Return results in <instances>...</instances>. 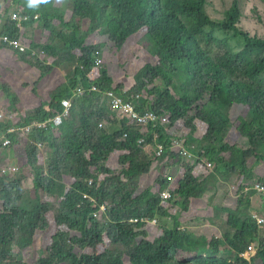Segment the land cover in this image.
Returning <instances> with one entry per match:
<instances>
[{
	"label": "trees",
	"instance_id": "trees-1",
	"mask_svg": "<svg viewBox=\"0 0 264 264\" xmlns=\"http://www.w3.org/2000/svg\"><path fill=\"white\" fill-rule=\"evenodd\" d=\"M65 1L72 6L69 22L64 10L55 13L57 0L4 2L11 3L10 11L30 18L23 28L37 24L49 31L51 41L38 46L47 57L77 58L73 66L76 72L68 77V82L49 93L23 123L16 126L0 121V130L11 144L17 143L18 138L8 132L11 128H24L63 114L62 101L71 99L77 88L85 89L60 125L48 123L31 131L29 138L33 143L26 147V160L20 161L33 172L37 192L42 190L59 199L53 218L58 226L67 228L63 235L54 236L50 253L35 264H264V231L253 217L229 214V231L223 241L183 230L173 214V207L180 206L186 212L204 196L207 178L202 172L207 163L215 165V172L222 176L232 170L244 174L245 179L253 178V167L234 165L226 154L248 151L260 144V151L253 158L264 165V39L238 28L242 15L237 4L225 13L226 21L217 24L205 13L206 0H121L118 10L113 8L116 0ZM10 11L0 6V38L19 41L21 29L11 21ZM76 20L87 22L88 29L82 30ZM217 30L234 33L243 42L242 48L234 51L228 40H216L213 34ZM142 31L143 44L154 56L155 65L137 82V89L124 92L123 83L115 84L104 67H97L102 44L89 39L103 36L120 49ZM205 40L220 45V52L212 55L203 45ZM3 47L12 49L19 61L43 69V76L49 72L50 65L35 60L30 50L22 51L0 41V48ZM0 88L7 98L16 101L6 84ZM141 89L147 94L135 102V108L141 114L151 110L159 116H169L168 130L160 123L142 127L128 117L117 116L104 97L105 92L113 91L128 99ZM235 106L247 112L237 124L230 117ZM196 120L207 126L202 151L197 154L186 146L198 160L189 165V173L171 189L172 196L166 203L172 207L160 196L168 185L166 177L161 179L158 193L147 189L137 195L141 180L159 160L181 161L180 154L170 150L169 139L179 133L185 138L189 133L201 135ZM103 122L108 125L99 127ZM156 134L159 138L155 141ZM192 138L189 135L187 141ZM142 139L147 145L140 144ZM39 144L51 150L46 173L37 157ZM158 144L164 149L161 155L152 150ZM115 156L117 166L111 164ZM62 167L71 177L68 188L56 184L55 175ZM244 188L245 184L241 190ZM23 194L20 180H3L0 264H27L14 260L12 250L30 248L37 233L51 223L52 206L38 195L31 208L21 206ZM100 212L102 220L98 218ZM166 218L173 219V226H162L159 235L150 236L147 225ZM105 236L110 245L123 246L125 251L106 248ZM252 242L258 245L257 252L247 260L241 255Z\"/></svg>",
	"mask_w": 264,
	"mask_h": 264
},
{
	"label": "rangeland",
	"instance_id": "rangeland-1",
	"mask_svg": "<svg viewBox=\"0 0 264 264\" xmlns=\"http://www.w3.org/2000/svg\"><path fill=\"white\" fill-rule=\"evenodd\" d=\"M120 1L113 2V8L118 10L120 7ZM207 5L205 7L206 15L215 23L223 24L226 21L225 13L232 8L234 4H237L240 8L242 19L238 28L244 32L249 33L252 37H258L264 39V0H206ZM5 0H0L1 8L4 11H10L11 3ZM57 9L55 13L58 14L59 10L66 12V20L69 22L72 20V6L70 2L65 0H57ZM8 7V8H7ZM13 8V7H11ZM8 14L10 17L16 13L15 10H11ZM76 23L80 25L82 30L88 29L87 22H81L76 20ZM3 23H0V30ZM210 31V29H206ZM145 31L130 38L127 42L118 49L115 43L103 36H95L89 39L92 43L102 44L100 57L97 61V67H104L107 70L109 76H113L115 84L123 83L124 92L130 91V89H137V82L147 75L155 65L153 58L148 51L146 45L143 44V38ZM213 37L216 40H228L234 51H238L242 48L243 42L237 40L234 33L227 31H215ZM51 41L49 31L42 29L39 25L35 24L34 27L21 28L20 40L17 42L19 49L22 51L30 50L35 60L46 62L45 65H50L49 72L43 76V69H37L29 64L19 61L17 56L10 48H0V85L6 84L11 93L16 96V101L6 97L3 89L0 88V121L5 123L7 121L14 125L23 123L28 116H31L37 107L47 99L49 93L54 91L58 85L68 82V77L76 72L74 66L77 58L73 55H63L59 58H49L43 52V44ZM203 45L208 49L211 54L220 52V45L211 41H203ZM14 47V46H13ZM92 76V75H91ZM139 92L142 97L147 92L142 90ZM240 109L239 106H235L231 110V120L237 124L243 117H246L247 112ZM36 122V121H35ZM34 123V122H33ZM32 123V124H33ZM26 126L24 128H13L17 135V143L4 146L0 149V186L5 179H17L21 181V187L24 191L23 198L19 202L21 206L28 205L32 207V201L36 196H40L43 202L49 203L52 206V218L49 228L43 232H38L33 245L28 249L20 250L15 248L12 250L13 258L16 261H22L27 264H35L41 257H45L50 253V247L54 243V236L63 235L67 232V228L64 226H58L53 216L58 209V200L55 197L48 196L45 192L40 190L37 192L35 188V177L31 169L21 159L26 160V147L33 143L29 138V134L35 128V126ZM196 126L199 128L200 134H188L193 136L192 139L187 141V138L183 137L181 133L177 136H172L169 141L171 142H185L186 146L192 151L199 154L202 151L203 146V134L207 130V126L199 121H195ZM108 125L104 123V127ZM168 130L169 124L164 125ZM29 128V131L26 129ZM55 128V127H54ZM55 130V129H52ZM55 133L57 131H54ZM187 132H189L187 130ZM187 134V133H186ZM159 138V135L156 138ZM196 137V138H195ZM8 139L6 134L0 130V141L4 143ZM158 140V139H157ZM234 140H237L234 138ZM234 140H231L234 143ZM261 145L257 144L252 146L248 151H242L241 153L226 154V158L230 163L239 167L248 166L255 169V175L253 178H246L245 175L240 172H233L229 170L224 176L215 172V165L207 163L205 170L202 172L204 178H207L205 183L206 193L204 196L193 204L186 212L182 207H173V214L178 217L180 226L183 230L193 232L197 236H206L209 239H222L224 241V234L228 232V220L229 214H238L243 216H256L264 221V193L258 191L255 186H264V182L260 183L261 178L264 177V165L262 162L255 161L254 155L260 151ZM146 149V148H145ZM146 150H149L147 148ZM153 151H157V147L152 148ZM39 165L47 172L48 160L51 158V150L46 146H38L37 152ZM197 157V156H196ZM194 158V159H193ZM190 159H181L178 162L176 159L168 161L167 159L159 160L152 168V171L145 176L139 186L137 195L143 193L147 189H151L154 192H159V183L164 177H174L170 189H173L174 185L179 179L184 178L189 173V165H192L198 160V157ZM117 157L111 162L112 165L117 166ZM204 160V159H203ZM202 160V161H203ZM255 162V163H254ZM254 163V165H253ZM210 164V165H209ZM203 165V163H201ZM117 169L115 168V171ZM66 167H62L58 174L55 175L57 185L66 186L67 188L71 184V177L66 173ZM262 182V181H261ZM9 183V182H7ZM245 184V188L241 190V186ZM162 192V191H161ZM165 204H169L164 202ZM169 208L172 205H168ZM103 211V210H102ZM99 213L98 218L102 220ZM160 222V223H159ZM261 229L264 231V222L260 224ZM162 226L172 227L173 219L166 218L163 221L155 219L151 221L146 227L150 236H156L161 233ZM67 238V237H66ZM105 238L104 246L114 252H124L123 246H114L109 244V238ZM81 253V249L77 247L76 250ZM255 255V254H254ZM253 257L249 255L247 260ZM128 261V259H127Z\"/></svg>",
	"mask_w": 264,
	"mask_h": 264
},
{
	"label": "built area",
	"instance_id": "built-area-1",
	"mask_svg": "<svg viewBox=\"0 0 264 264\" xmlns=\"http://www.w3.org/2000/svg\"><path fill=\"white\" fill-rule=\"evenodd\" d=\"M36 19H37V17L35 18V20ZM11 21H14L15 23H17L18 27L21 29L25 22L30 21V18L23 16L20 13H14L11 16ZM0 41L6 42L9 45L14 46V47H19V45H17L18 41L8 40L7 37L0 38ZM92 90L98 91L95 87H93ZM84 92H85V89L83 87L77 88L74 91L73 97L71 99H65L62 101V104L65 107L63 114H61L59 116H55L53 119L46 121V122L36 121L32 124V126L46 127L48 125V123H52L55 126L60 125L62 122V118L68 116L69 110L72 106L73 101L76 100L78 97L82 96L84 94ZM104 94H105L104 97L109 102V105H110L112 112L117 114V116H120V117H128L132 121V123L138 124L142 127L149 125L151 123H154V124L160 123L161 125H166L169 123L168 122L169 116H167V115L166 116H159V115H157L156 112L151 111V110H148L144 114H141L137 110V108H135V102L142 98V94L139 92L130 95L131 97H129L128 99H123L122 97L116 95L113 91H107ZM104 123H106V122L99 124V127H103ZM26 129L29 131V128H26ZM8 132L14 133L15 130L13 128H11ZM126 136L127 135H125V137ZM156 136H157V134L155 135V141L158 139V137L156 138ZM3 144H4V146L10 145L11 140L8 138V139H6V141H4ZM140 144L147 145V142L145 139H142L140 141ZM38 146H40V144ZM155 147H157L158 155H161L163 150H164L163 146L158 144ZM170 150L175 152V153L180 154L181 159H183V158L190 159V158L194 157L193 153L190 152L189 149L186 147L185 142H178V141L171 142ZM173 178L174 177H171V176H169L167 178L168 179V185L160 193V196L164 202L168 201L172 196L170 187L172 185ZM255 188L258 191H261L264 193V186L256 185ZM102 210L104 211V208H102ZM253 218L259 224L264 222L263 220L259 219L256 216H253ZM257 248H258V245L255 242H252L248 245L247 249L245 250L244 253H242L241 256L244 257L245 259H248L249 255L254 256V254H256Z\"/></svg>",
	"mask_w": 264,
	"mask_h": 264
}]
</instances>
